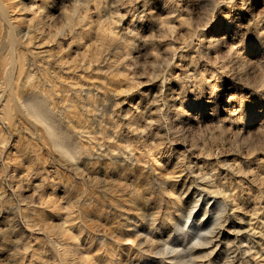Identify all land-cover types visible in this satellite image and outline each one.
<instances>
[{"label": "rangeland", "instance_id": "374dc122", "mask_svg": "<svg viewBox=\"0 0 264 264\" xmlns=\"http://www.w3.org/2000/svg\"><path fill=\"white\" fill-rule=\"evenodd\" d=\"M0 264H264V0H0Z\"/></svg>", "mask_w": 264, "mask_h": 264}]
</instances>
